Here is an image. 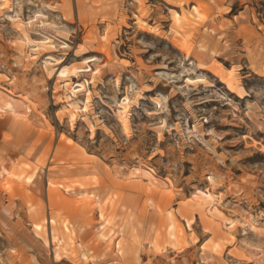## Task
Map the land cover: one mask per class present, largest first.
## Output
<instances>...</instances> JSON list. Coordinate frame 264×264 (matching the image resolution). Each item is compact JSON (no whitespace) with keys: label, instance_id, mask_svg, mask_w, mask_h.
<instances>
[{"label":"rangeland","instance_id":"rangeland-1","mask_svg":"<svg viewBox=\"0 0 264 264\" xmlns=\"http://www.w3.org/2000/svg\"><path fill=\"white\" fill-rule=\"evenodd\" d=\"M172 258L264 264V0H8L0 264Z\"/></svg>","mask_w":264,"mask_h":264},{"label":"bare ground","instance_id":"bare-ground-1","mask_svg":"<svg viewBox=\"0 0 264 264\" xmlns=\"http://www.w3.org/2000/svg\"><path fill=\"white\" fill-rule=\"evenodd\" d=\"M2 1V3L0 4V7L1 6H3V5H5L7 2H8V0H1ZM193 10L195 11V13H196V15L198 16V17H201V13H200V11H199V8H198V6H196V5H194L193 6ZM42 46V45H41ZM199 80H202V79H199ZM191 81H192V79L190 80V79H188V82L189 83H191ZM197 81V80H196ZM195 81V82H196ZM193 82V81H192ZM228 86H230L232 89H234V88H236V86H235V83H234V81H230V80H228ZM7 99H6V103H5V105L6 106H8L9 107V111L14 115V116H16L17 118H18V116H20V115H23V114H21V112H20V107H24V106H22V104L21 103H24V102H21V101H19V100H15L14 98H11V97H9L8 95H7ZM159 102V101H158ZM160 103V102H159ZM161 104V103H160ZM231 104V103H230ZM31 108V106H26V111H27V109H30ZM4 112H6V110H1V113H4ZM75 113L74 112H70L69 113V118L70 119H72V122L74 121V118H75ZM122 117H124V116H122ZM124 125H125V121H124ZM45 135L44 134H42V135H40L39 137H38V139H39V141H44L45 139H48L49 138V136L47 135L46 137H44ZM1 174H3V175H5V174H10L9 173V171H8V169L7 168H3V170H2V172H1ZM144 175L146 176V178H148L149 180L151 179V180H156V176L153 174V171H152V169H150V170H148V171H144ZM218 178V175L217 174H211L210 175V183L211 184H213L214 182H215V180ZM167 180V184H168V186L169 187H171L172 185H173V183H172V181L170 180V179H166ZM154 181H152V182H154ZM50 185H52V186H55L56 184L54 183V182H52V181H50ZM4 186L5 187H9L10 186V182L9 181H6V183H4ZM56 186H58V187H61L62 185L61 184H58V185H56ZM153 189V188H152ZM66 190V189H65ZM154 191H155V189H153ZM152 191V190H151ZM50 192H51V195L53 196V197H59V198H62V199H60L61 200V203H66L67 204V202H70L69 201V199H67L65 196L64 197H61V193L60 192H58L56 189H51L50 190ZM200 194L202 195V197H203V199L205 200V201H209V200H211V201H213L214 200V195L211 193V192H208V193H205V192H200ZM83 195H85L86 196V199L87 198H89V197H87V196H90V197H93V195H91V194H83ZM95 204H96V202H95ZM101 216H102V213H101ZM52 222H54L53 220H51ZM33 227H34V230L36 231V230H40V229H42L43 228V224H41L40 222H36V223H33ZM255 228V227H254ZM116 247L118 248V253L119 254H122L123 253V251H122V249L120 248V243L119 242H117V244H116ZM60 250H57L56 252H57V255H58V257L60 256V252H59ZM182 252V251H181ZM180 252V253H181ZM182 256L183 255H186V254H181ZM185 259V258H184ZM177 261H176V259H174V258H172L171 260H170V262H169V264H178V263H176ZM168 264V263H167Z\"/></svg>","mask_w":264,"mask_h":264}]
</instances>
